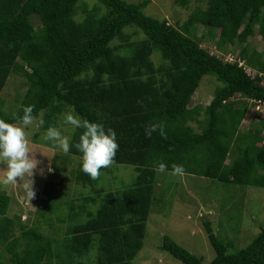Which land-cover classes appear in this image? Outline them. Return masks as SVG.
<instances>
[{
  "label": "trees",
  "instance_id": "1",
  "mask_svg": "<svg viewBox=\"0 0 264 264\" xmlns=\"http://www.w3.org/2000/svg\"><path fill=\"white\" fill-rule=\"evenodd\" d=\"M97 1L89 7L82 0H0V95L11 76L23 79L25 89L18 109L0 119L15 123L23 107L33 105L37 119L42 116L40 130L59 128L57 116L67 110L102 123L117 133L113 165L131 166L134 181L106 187L111 166L95 180L85 174L82 153L74 147L83 130H74L70 152L53 157L65 165L46 181L60 179L45 184L46 200L34 215L47 220L43 211L63 193L69 156L77 157L69 176L82 193L57 218L62 242L55 244L40 224L30 226L22 215L9 217L11 197L0 191V264H133L149 214L161 200L156 194L161 162L164 172L183 165L186 176L264 188L262 128L251 124L240 130L249 103L255 110L264 105V54L248 43L255 33L264 40V0H175L183 9L204 6L192 9L180 28L145 15L149 0ZM198 26L215 33L218 52L235 46L256 75L201 47ZM207 75L222 86L206 107H190ZM152 124L163 125L165 135L147 136ZM49 211L55 217L56 209ZM204 226L215 252L211 264H264V228L248 246L229 253L231 242L219 241ZM160 249L182 264H203L168 236Z\"/></svg>",
  "mask_w": 264,
  "mask_h": 264
},
{
  "label": "rangeland",
  "instance_id": "2",
  "mask_svg": "<svg viewBox=\"0 0 264 264\" xmlns=\"http://www.w3.org/2000/svg\"><path fill=\"white\" fill-rule=\"evenodd\" d=\"M125 1L138 3L142 0ZM82 2L89 7L98 4L97 0H82ZM196 7L203 8L204 6L192 3L188 9H183L175 5V0H149V4L143 12L145 15L158 20H166L170 26L180 28L188 19L190 11ZM31 21L34 27L39 25L35 17H32ZM195 36L196 40L200 41L201 47L209 53L219 55L224 60L232 63L240 62L239 64L244 67L246 74L250 77L256 75L253 70L246 68L244 61L240 60V51L235 46L231 47L233 46L231 45L225 52H218L215 33L210 29L198 26ZM248 43L251 50L259 53L263 51L264 54V40L259 35L255 33ZM87 77L88 74L84 76V79ZM23 81L18 76L8 78L0 95V118L7 117L18 109L25 93V89L22 87ZM219 86H222V84L217 82L214 77L203 76L193 95L190 107H206ZM249 104H251L250 108L240 130L244 132L253 124L254 127L262 128V136L264 137V105L260 110H255V104ZM69 112L72 113L70 110L65 113ZM41 117L26 129L33 155L41 162L34 170V176L32 177L36 197L30 201L26 198L23 183L27 180L21 181L19 178H17L18 184L0 185V191L11 197L7 213L9 217L22 215L21 220L25 222L26 219H29L28 224L30 226L40 224L44 230V232L41 230L42 233L46 237L53 238L55 244H60L62 234L59 233V230L63 225L59 224L57 218L59 216L63 217L68 202L82 193L81 189L75 187V184L70 180L71 176H69L76 164L74 159H77V157L68 155L72 159L65 166L66 176H63L64 179L61 178L63 193L53 196V201L48 203L43 211L47 220H40L39 217L34 215L46 200L42 190L45 184L49 183L50 186V184H53L52 181L57 182L60 179V176L57 175V177H50L46 181L47 177L54 172V168L58 172V167L65 165V163L57 161L53 157L54 155H66L57 150L51 141L43 139V133L46 130H40ZM57 119L61 132L70 137L74 130L71 126L63 123V115L57 116ZM193 127L196 131H199L196 125H193ZM3 167L5 166L0 165V179L3 178ZM48 167H51V172L47 171ZM40 168L45 169V175L41 176L39 174ZM111 170V173L105 175L104 185L106 187L117 185L124 188L130 186L134 181L135 173L131 166L112 165ZM158 176L156 194L161 200L149 214L143 245L135 256L133 264H182L168 252L160 249L164 236H168L191 254L202 258L203 264H211L215 252L207 238L204 223L209 224L210 229L219 241L231 242L229 253H235L248 246L260 230L264 228V188L239 185L227 186L205 178L173 175L172 172L158 171ZM66 177H68V182L65 179ZM49 208L56 209L54 212L55 217L54 214H50ZM90 208L92 211H96V206H90ZM57 253L58 255L63 254L62 252ZM94 255L95 252L90 254L91 257ZM4 259H6V256Z\"/></svg>",
  "mask_w": 264,
  "mask_h": 264
},
{
  "label": "clouds",
  "instance_id": "3",
  "mask_svg": "<svg viewBox=\"0 0 264 264\" xmlns=\"http://www.w3.org/2000/svg\"><path fill=\"white\" fill-rule=\"evenodd\" d=\"M34 106L23 107V115L15 116V123L0 119V165L3 167V178L0 179V185L7 186L18 184L17 178L23 183V190L26 198L30 201L36 197L34 189V170L37 169L38 161L33 155L29 144L26 129L33 125L37 116L33 114ZM63 123L71 126L73 130L82 129L79 140L74 147L82 153V171L93 180L101 175V169H106L115 163V157L119 150L117 142V133L112 128L105 127L104 124L93 122L81 118L71 112L64 113ZM159 131L161 136L165 135L164 126L161 124H152L146 128V135L151 137L153 132ZM45 141H51L55 148L65 154L70 152L73 146L70 143V137L64 135L57 127H49L43 133ZM48 157V156H47ZM167 165L158 164V170L164 172ZM51 172V167H48ZM185 169L183 165H173L172 174L183 177ZM39 174L45 175V169L40 168Z\"/></svg>",
  "mask_w": 264,
  "mask_h": 264
},
{
  "label": "built area",
  "instance_id": "4",
  "mask_svg": "<svg viewBox=\"0 0 264 264\" xmlns=\"http://www.w3.org/2000/svg\"><path fill=\"white\" fill-rule=\"evenodd\" d=\"M259 104H260V103H259ZM261 106H262V105H258L256 109H257V110H260V109H261Z\"/></svg>",
  "mask_w": 264,
  "mask_h": 264
}]
</instances>
